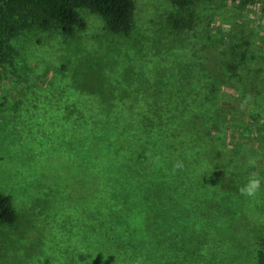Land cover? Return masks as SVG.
<instances>
[{
	"label": "rangeland",
	"instance_id": "obj_1",
	"mask_svg": "<svg viewBox=\"0 0 264 264\" xmlns=\"http://www.w3.org/2000/svg\"><path fill=\"white\" fill-rule=\"evenodd\" d=\"M133 1L125 35L81 9L85 26L72 35L33 30L11 40L0 67V193L16 221L0 225V264H258L264 256V185L255 198L238 191L251 173L264 178V0H195L182 13L190 29L173 27L171 0ZM191 75L209 80L208 97L185 98ZM161 109L191 134L190 149L155 157L161 172L146 183L159 182V193L133 198L150 209L103 229L99 156L130 155L117 180L139 190L134 142ZM178 160L184 168L174 172Z\"/></svg>",
	"mask_w": 264,
	"mask_h": 264
},
{
	"label": "trees",
	"instance_id": "obj_2",
	"mask_svg": "<svg viewBox=\"0 0 264 264\" xmlns=\"http://www.w3.org/2000/svg\"><path fill=\"white\" fill-rule=\"evenodd\" d=\"M258 1L240 0V5L250 6ZM171 2L177 10L170 18L173 27L190 29L182 13L190 9L195 0H171ZM134 8L133 0H0V67L6 66L7 59L12 56L11 40L22 33L33 30H53L66 36L72 35L84 28L85 22L79 11L85 9L100 16L110 32L125 35L131 29ZM236 34L247 38L243 29H237ZM195 77L191 75L192 82L185 86V98L191 99L196 93L202 94L201 98L206 96L204 93H207L208 97L211 94L208 88L209 80L199 76L200 79L194 81ZM154 112H160L162 116L148 119L145 127L141 129L142 132L136 135V142H134L140 152L137 154L132 176L141 183L138 185L139 190H132L127 180H117V172L132 166L130 155L117 156L115 152L102 151L99 156L97 213L103 229H109L115 223L123 226L127 222L116 220L118 217L126 218L133 213L143 212L145 208V210L150 209L144 202H137L133 198L152 199L159 193V182L146 183L149 172L157 175L161 172L160 165L156 166L155 157L164 154L169 157V150L174 148L189 147L190 149L191 134L183 130L178 132L177 122L172 117L166 118L167 114L172 115L173 112H165L164 109ZM154 146L156 150L153 149ZM148 161H151L149 171L144 169L147 165L145 162ZM15 221L16 212L9 196L0 193V225H10ZM262 245L264 247V239ZM258 264H264V256H261Z\"/></svg>",
	"mask_w": 264,
	"mask_h": 264
},
{
	"label": "clouds",
	"instance_id": "obj_3",
	"mask_svg": "<svg viewBox=\"0 0 264 264\" xmlns=\"http://www.w3.org/2000/svg\"><path fill=\"white\" fill-rule=\"evenodd\" d=\"M250 165L255 164V158H250L249 160ZM184 168L183 161H176L173 165V171L182 170ZM262 185H264V178L259 176L257 173H251L248 176V179L245 184H243L239 189V194L241 196L247 197V198H255L262 189Z\"/></svg>",
	"mask_w": 264,
	"mask_h": 264
}]
</instances>
